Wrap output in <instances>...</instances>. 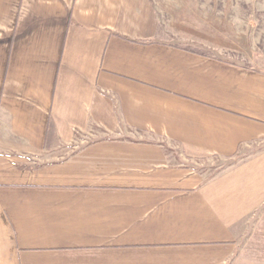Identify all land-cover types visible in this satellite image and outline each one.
Returning a JSON list of instances; mask_svg holds the SVG:
<instances>
[{"label":"crops","instance_id":"crops-1","mask_svg":"<svg viewBox=\"0 0 264 264\" xmlns=\"http://www.w3.org/2000/svg\"><path fill=\"white\" fill-rule=\"evenodd\" d=\"M158 36L150 0H0V264H264V70Z\"/></svg>","mask_w":264,"mask_h":264},{"label":"rangeland","instance_id":"rangeland-1","mask_svg":"<svg viewBox=\"0 0 264 264\" xmlns=\"http://www.w3.org/2000/svg\"><path fill=\"white\" fill-rule=\"evenodd\" d=\"M158 38L264 70V0H150ZM234 160L203 158L212 176Z\"/></svg>","mask_w":264,"mask_h":264}]
</instances>
